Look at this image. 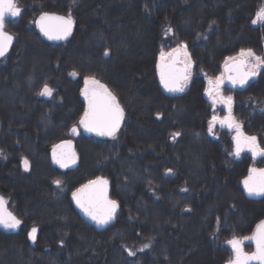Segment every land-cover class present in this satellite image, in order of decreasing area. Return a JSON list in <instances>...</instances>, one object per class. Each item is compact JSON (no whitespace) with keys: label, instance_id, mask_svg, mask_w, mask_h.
Returning <instances> with one entry per match:
<instances>
[{"label":"trees","instance_id":"16d2710c","mask_svg":"<svg viewBox=\"0 0 264 264\" xmlns=\"http://www.w3.org/2000/svg\"><path fill=\"white\" fill-rule=\"evenodd\" d=\"M262 1L16 0L21 14L6 22L14 40L0 59V195L22 224L15 233L0 230V264H229L228 241L264 221V194L250 195L243 184L264 156L244 148L236 156L235 139L207 134L212 109L204 89L206 77L241 49L264 57V23H252ZM45 12L70 14L71 35L42 39L34 20ZM179 43L194 74L183 92H169L157 58ZM88 76L124 110L114 138L70 135L84 112ZM45 84L50 97L39 94ZM225 85L243 131L264 148V108L252 106L264 102V68L244 87ZM68 138L78 161L60 168L50 151ZM98 177L119 205L101 226L72 200ZM143 242L150 247L129 260L123 245ZM244 248L255 252L251 241Z\"/></svg>","mask_w":264,"mask_h":264},{"label":"snow or ice","instance_id":"6c2138e0","mask_svg":"<svg viewBox=\"0 0 264 264\" xmlns=\"http://www.w3.org/2000/svg\"><path fill=\"white\" fill-rule=\"evenodd\" d=\"M20 14L21 9L16 0H0V57L6 55L14 40V37L5 31L6 17H17ZM258 22L264 23V8L258 10L255 19L252 21L253 24ZM36 24L41 33L49 40H62L71 35L74 21L70 14L61 16L45 12L40 15ZM109 54L107 50L104 53L105 56ZM192 67L193 63L186 44H180L168 53L161 52L157 64L160 82L169 92H183L191 79ZM261 68H264V57L257 56L252 49H241L238 56H229L225 59L224 73L216 77L214 81L209 79L208 95L212 98L213 105L217 103L226 105L228 115L223 119L213 116L212 120L209 121L208 131L212 133L216 123L235 128L237 131V135L234 137L236 156H239L245 147L251 151L253 157L264 156V148L259 147L256 136H245L240 131L241 125L232 116L233 97L222 95L221 85L227 80L233 87H244L251 78L257 76ZM70 75L76 76L77 73L72 72ZM39 94L50 97L53 90L45 84ZM82 95L87 101V107L79 125L87 132L114 138L124 119V110L116 96L94 76L84 78ZM71 132L74 135L77 134V126L74 125ZM179 135L180 133L177 132L173 138L175 139ZM71 148L72 142L70 140L53 146L52 159L60 168H68L77 162L76 153ZM23 164L25 170H28L29 161L27 158L23 160ZM168 171L171 172V169ZM54 183L57 187L61 186L59 179L55 180ZM243 184L250 195L264 194V169H250ZM72 199L98 225H106L114 219L119 207L117 201L108 197V181L100 177L77 188L72 193ZM6 205L7 201L3 196H0V226L6 229L20 227L22 221L8 211ZM36 233V228H32L28 233L33 242L36 240ZM244 239L255 241L256 251L251 254L244 253L241 247L243 241L233 237L228 243L231 245L235 256L229 261V264H250L252 261H256L257 264H264V221L257 225L252 236ZM144 247L146 248L148 245H144ZM128 254L134 256L135 252L129 250Z\"/></svg>","mask_w":264,"mask_h":264},{"label":"rangeland","instance_id":"374dc122","mask_svg":"<svg viewBox=\"0 0 264 264\" xmlns=\"http://www.w3.org/2000/svg\"><path fill=\"white\" fill-rule=\"evenodd\" d=\"M19 6V5H18ZM261 8H264V0L262 1V4L259 6V8H258V10L259 9H261ZM258 10H257V12H258ZM256 12V13H257ZM68 16V15H67ZM255 17H256V14H255ZM255 17L253 18V19H255ZM259 23V22H258ZM258 23H256V24H258ZM180 44H182V43H179V44H176V45H172V46H170V47H168V48H165V49H163L161 52H165V53H168V52H171L173 49H175L176 47H178ZM263 48H264V41H263ZM160 52V53H161ZM240 52V51H239ZM239 52H237L236 54H234V55H231V56H238V54H239ZM160 53H159V55H158V60H159V57H160ZM257 55V54H256ZM257 56H260V55H257ZM139 58V56L138 55H135L133 58H131V59H129V61L130 60H132V59H138ZM225 61V60H224ZM193 63V62H192ZM194 66V65H193ZM260 71V70H259ZM222 73H224V62L222 63V65H221V68H220V71L216 74V75H214V76H211V77H206V85H205V91L207 90V95H208V89H209V87H210V85H209V79H212L213 81L215 80V78L216 77H219ZM259 73V72H258ZM193 74H194V71H193V67H192V69H191V78H192V76H193ZM258 75V74H257ZM191 80V79H190ZM102 83V82H101ZM189 83H190V81L188 82V84H187V86L185 87V89H187L188 88V85H189ZM103 84V83H102ZM105 85V84H104ZM84 86V79H83V85H82V87ZM108 88V87H107ZM109 89V88H108ZM110 90V89H109ZM111 91V90H110ZM220 91H221V94L222 95H224V96H232L233 97V95H232V89H230L229 87H226V85H225V82H224V84L223 85H221V89H220ZM112 92V91H111ZM113 93V92H112ZM44 97H49V96H44ZM207 101H208V103H209V105H210V107H211V117H210V119H209V121H211L212 120V117L213 116H216V117H218V118H220V119H223L226 115H228V109H227V106L226 105H224V104H222V103H217V104H215V105H213V103H212V98L208 95V97H207ZM233 106H234V100H233V104H232V116L234 117V119H235V121L237 122V123H239L240 125H241V123L235 118V116H234V114H233ZM252 106L254 107V108H259V109H262V108H264V102L262 103V105H255L254 104V102L252 103ZM81 118V117H80ZM209 121H208V124H207V134L210 136V137H213V138H217L218 137V135H220V134H222V133H224V134H226V135H228V136H230V138H232V139H234V137H236V135H237V131H236V129L235 128H229L228 127V129H225V127H223V126H221L219 123H216L215 125H214V128H213V131H212V133H209V131H208V125H209ZM75 126H77V125H75ZM240 131L243 133V135H245V136H249L248 134H246L244 131H243V129H242V125H241V128H240ZM81 131L80 130H78V132H77V134H75V135H78L79 133H80ZM70 135H72L71 134V131H70ZM73 136V135H72ZM69 139V138H68ZM66 140V139H65ZM73 145H74V143H73ZM243 151H245L246 153H249L250 151L247 149V148H244L243 149ZM77 161H78V159H77ZM77 164V162L72 166V167H74L75 165ZM69 168H71V167H69ZM252 168H259L257 165L256 166H252ZM260 168H262V169H264V166L263 167H260ZM2 196V195H1ZM4 198H5V200L7 201V207L9 208V206H8V199H7V197H5V196H3ZM10 209V208H9ZM11 211H12V209H10ZM13 212V211H12ZM14 213V212H13ZM34 228V227H33ZM31 229L32 228H30L29 229V232L31 231ZM28 232V233H29ZM245 237H250V236H245ZM245 237H242V238H240V240H242L243 241V243H242V250H243V252L244 253H248L246 250H245V248H244V244L245 243H249V241H251V240H245L244 238ZM31 240V239H30ZM32 241V240H31ZM144 245H148V247H144ZM150 247V242H143V243H140V244H138V245H128V244H124L123 245V248H124V250H125V254H126V257L129 259V260H131V259H134V257H135V255H137L138 253H141V252H143L144 250H146V249H148ZM129 250H131V251H133V252H135V255L134 256H130L129 254H128V252H129ZM253 253V252H252ZM249 254V253H248ZM234 256H235V254H234V251H233V253H232V258H231V260L232 259H234Z\"/></svg>","mask_w":264,"mask_h":264},{"label":"water","instance_id":"95a60500","mask_svg":"<svg viewBox=\"0 0 264 264\" xmlns=\"http://www.w3.org/2000/svg\"><path fill=\"white\" fill-rule=\"evenodd\" d=\"M42 13H40L36 18H35V20H34V26H35V29H36V31L39 33V35H40V37L42 38V39H46V40H49L46 36H44L43 35V33H41V31H40V29H39V27L37 26V24H36V21L39 19V17H40V15H41ZM50 14H56V15H61V16H65V15H63V14H58V13H50ZM14 17H12V16H7L6 17V20H5V31L6 32H8L7 30H6V22L8 21V20H11V19H13ZM9 33V32H8ZM9 34H11V33H9ZM12 35V34H11ZM13 36V35H12ZM63 40H65V39H62V40H50V41H55V42H58V41H63ZM13 43V42H12ZM12 45V44H11ZM10 48H11V46H10ZM10 48H9V50H10ZM9 50H8V52H9ZM8 52L6 53V55L8 54ZM5 55V56H6ZM4 56V57H5ZM1 58H3V57H0V59ZM225 75H227L226 73H225ZM255 77H253V78H251L250 80H253ZM249 80V81H250ZM248 81V82H249ZM225 84H227V85H229V86H231V87H233L227 80H225ZM248 84V83H247ZM246 84V85H247ZM245 85V86H246ZM237 87H239V86H237ZM84 88V86L82 87V89ZM81 95H82V91H81ZM82 97H83V99H84V102H85V105H84V110L86 109V107H87V101L85 100V98H84V96L82 95ZM121 106V105H120ZM84 113V112H83ZM82 116H83V114H82ZM81 116V117H82ZM227 116V115H226ZM81 119V118H80ZM80 119H79V121H80ZM79 121H78V123H77V128H78V130H80L82 133H85V134H87L88 136H91V135H96V136H99V135H97L96 133H94V132H87V131H85L84 130V128L82 127V126H80L79 125ZM123 122V121H122ZM122 122H121V125H122ZM121 127V126H120ZM71 134H72V132H71ZM73 136H74V134H72ZM68 140H70L71 142H72V148H71V150L72 151H74L75 153H76V151H75V148H74V145H73V140L71 139V138H69V139H66V140H63V141H68ZM63 141H61V142H59V143H57V144H61ZM57 144H55V145H57ZM53 148V147H52ZM50 156H51V160H52V162L56 165V166H59L58 164H56L54 161H53V159H52V149H51V151H50ZM76 157H77V154H76ZM74 165V164H73ZM73 165H70L69 167H72ZM68 167V168H69ZM88 183V182H87ZM86 183V184H87ZM80 188V187H79ZM75 191V190H74ZM73 191V192H74ZM72 192V193H73ZM254 195H257V194H254ZM1 196V195H0ZM108 197H109V186H108ZM109 199H111L110 197H109ZM73 200V199H72ZM112 200V199H111ZM73 202H74V204L76 205V207L78 208V210L81 212V214L87 219V220H89V221H91V222H93V223H95V224H97L94 220H92L88 215H86L85 214V212L79 207V206H77V204L75 203V201L73 200ZM7 206V205H6ZM7 209H8V211H10V212H12L8 207H7ZM13 213V212H12ZM14 215H15V213H13ZM16 216V215H15ZM17 217V216H16ZM18 218V217H17ZM19 219V218H18ZM260 224V223H259ZM259 224H257V225H259ZM98 225V224H97ZM99 226H101V225H99ZM256 228H257V226L255 227V229L253 230V232L251 233V235L250 236H252L254 233H255V231H256ZM0 230H2L3 232H5V233H15V232H17L18 230H19V227L18 228H16V229H6V228H4L3 226H0ZM251 242L253 243V245H254V248H255V251H256V246H255V241H252L251 240Z\"/></svg>","mask_w":264,"mask_h":264},{"label":"flooded vegetation","instance_id":"af4514ba","mask_svg":"<svg viewBox=\"0 0 264 264\" xmlns=\"http://www.w3.org/2000/svg\"><path fill=\"white\" fill-rule=\"evenodd\" d=\"M18 5V4H17ZM21 9V8H20Z\"/></svg>","mask_w":264,"mask_h":264}]
</instances>
